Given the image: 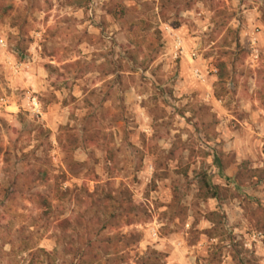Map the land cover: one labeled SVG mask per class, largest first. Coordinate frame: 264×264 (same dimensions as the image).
Wrapping results in <instances>:
<instances>
[{"label": "rangeland", "instance_id": "obj_1", "mask_svg": "<svg viewBox=\"0 0 264 264\" xmlns=\"http://www.w3.org/2000/svg\"><path fill=\"white\" fill-rule=\"evenodd\" d=\"M71 1L0 0V264H44L37 249L60 233L85 240L79 228L43 229L32 194L48 201L45 183L64 192L51 200L58 219L79 214L85 193L113 198L103 205L117 213L126 188L138 211L100 235H140L127 264L147 251L160 264H264V184L249 176L264 164V0H177L163 17L158 0ZM68 155L83 166L63 178ZM212 155L224 168L210 182L225 189L201 200Z\"/></svg>", "mask_w": 264, "mask_h": 264}, {"label": "trees", "instance_id": "obj_2", "mask_svg": "<svg viewBox=\"0 0 264 264\" xmlns=\"http://www.w3.org/2000/svg\"><path fill=\"white\" fill-rule=\"evenodd\" d=\"M78 4V0H72L70 4ZM177 0H158V9L159 15L163 17L164 9L177 11ZM109 12V11H108ZM118 14L111 13L112 16L116 18L124 17V9L119 10ZM114 16V17H115ZM121 19V18H120ZM144 24L142 21H130L128 22V30L133 34L139 27H142ZM143 28V27H142ZM141 41L136 38L127 39L123 45L124 54L128 61L135 62L137 59L136 50L140 51ZM149 58V61H152L155 57H145L144 60L140 63V66L145 64V60ZM264 85L256 92V100L259 102L260 106L264 108ZM47 134V133H46ZM262 154L264 156V143L262 144ZM63 170L62 176L64 178L65 174L75 176L76 168L83 166V163L76 162L72 159L70 155L66 156L63 159ZM223 166L216 155L211 156V171L208 174H203L199 181L198 186V196L201 200L206 199H215L220 198V191L224 190V187L219 185L212 184L210 182V176L217 174L222 178ZM250 177L255 178L256 181L264 184V164L260 168L249 169ZM235 178H239L238 175ZM46 195L50 194L48 201L40 197L39 193H33L32 196H39V202H41L44 207L41 215L44 217L45 225L43 229L45 231L55 230L56 228L66 229L67 227L79 228L82 231V236L85 240L80 241V239H75V235L65 236L64 233L56 235L54 239V247L47 251L45 249H37V252L44 257V264H57L56 261L60 259V264H72V261H75L74 264H127V257L125 249L131 245L137 243L140 240L139 234H131L128 236H119L116 233H106L105 235H100L105 229H113L117 224V220L120 216V211L123 213H133L138 211V206L133 205L130 200V194L126 188H122L119 192L118 197L115 198L113 206L117 213L110 212L108 207L103 204H107L111 197H106L100 201L98 199H91L90 193H85L84 188L82 191L87 195V200L80 203H83L82 210L79 214L73 217H65L63 219H58L60 211H56L57 214L53 215V210H55V205H52V201L57 198L62 199L64 192H60L57 186H49L45 183ZM54 199H53V198ZM101 202H106L102 203ZM102 205V206H101ZM52 214V215H51ZM123 216V215H122ZM123 221L124 225L131 224V219L125 217ZM209 234V233H208ZM121 238V240H120ZM68 239V240H67ZM120 242L121 248L118 247ZM74 244V245H73ZM122 249V255H120V250ZM159 253L155 251H147L141 255L133 264H160ZM66 258H69L67 262Z\"/></svg>", "mask_w": 264, "mask_h": 264}, {"label": "built area", "instance_id": "obj_3", "mask_svg": "<svg viewBox=\"0 0 264 264\" xmlns=\"http://www.w3.org/2000/svg\"><path fill=\"white\" fill-rule=\"evenodd\" d=\"M255 37H250L249 43L251 48L255 45ZM0 47L5 48V43L0 39ZM180 41L179 39L176 37L173 40V49L177 52L180 51ZM253 52H255V50H253ZM255 57V55H254ZM4 63L5 65L11 69L12 71H14V73L16 72V67L15 66V62L13 60V58H11V56L7 55L4 57ZM194 75L197 77V71L194 70ZM26 101H27V106L29 108V110H31L32 112H36L38 111V106H37V102L35 100V97H33V95L28 94L26 95ZM0 102H3V99H0ZM151 237H155V232L153 231V229L151 230Z\"/></svg>", "mask_w": 264, "mask_h": 264}]
</instances>
